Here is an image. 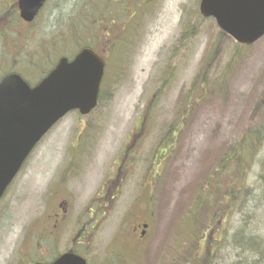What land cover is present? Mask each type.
Instances as JSON below:
<instances>
[{"label":"rangeland","instance_id":"obj_1","mask_svg":"<svg viewBox=\"0 0 264 264\" xmlns=\"http://www.w3.org/2000/svg\"><path fill=\"white\" fill-rule=\"evenodd\" d=\"M61 1L58 25L65 54L74 47L75 26L79 36L103 16L122 24L127 19L121 9L141 13L132 38L131 33L119 34L117 42L124 38L122 52L114 49L111 54L99 106L84 118L87 134L104 139L109 163L135 129L140 143L137 179L151 164L156 170L152 202L142 194L140 216L151 211L156 234L165 239L181 234L183 220L195 216L200 224L224 228L219 257H227L222 250L226 247L235 254L234 264H264L247 244L254 241L264 250V36L237 47L214 21L199 16V0H136L131 7L120 0H101L97 9L95 0ZM37 30L47 35L43 21ZM78 121L70 114L44 138L2 201L0 264L25 261L28 238L41 212L35 190L41 181L40 156L57 158L78 131ZM230 200L228 213L223 207ZM125 207L114 208L110 215L126 214ZM176 238L179 242L174 234V243ZM158 245L156 261L164 264L166 240ZM178 249L175 256L182 254Z\"/></svg>","mask_w":264,"mask_h":264},{"label":"flooded vegetation","instance_id":"obj_2","mask_svg":"<svg viewBox=\"0 0 264 264\" xmlns=\"http://www.w3.org/2000/svg\"><path fill=\"white\" fill-rule=\"evenodd\" d=\"M120 1L131 7L136 0ZM61 3V0H43L29 19L23 17V7L38 5L39 0L36 3L34 0H0V82L7 77H18L33 89L56 69L62 59L71 62L80 52L90 50L103 64L98 94L102 96L110 70V56L114 49L122 52L124 38L120 37L117 42L119 34L123 32V35L129 36L131 33L132 38L135 21L139 20L141 13H137L135 8L134 12L130 11L131 8L121 9L127 19L122 24L117 25L115 20L103 16L93 21L94 26L79 36L75 35V26L72 29L74 47L65 54L61 52L58 25ZM76 5L74 2L73 7ZM106 7L102 5V10ZM41 21L47 29L46 36L37 30ZM78 37H81L80 41H77ZM116 43L119 45L117 48ZM78 118V131L65 142L57 158L40 156L38 173L41 181L35 190L41 212L35 232L28 238V249L22 264H53L64 255L75 256L85 264H159L156 255L160 250V240H166L164 264H172L173 261L174 264L180 261V264H205L206 258L216 257L217 245L221 247L224 240V228L200 224L197 217L190 216L181 224L182 233H174L180 237L179 242L176 238L174 243V234H167V239L161 232L156 234L157 223L151 211L145 217L140 216L142 194L144 200L152 202L156 170L151 164L143 177L137 179L135 169L140 143L135 129L122 144L119 155L109 163L103 152L104 139H94L87 134L88 123L84 118ZM30 159L24 162L6 189L0 205ZM228 161L231 165V158ZM18 183L22 184L23 179ZM124 203L126 214L110 215L114 208ZM231 203L232 200L223 207L229 210L228 213L231 212ZM158 230H163V227H158ZM178 247L182 249V254L175 256L180 250ZM222 250L226 251L228 262L218 256L220 259L214 264H234L235 261H231L235 255L231 253L232 249L228 248L230 252L226 247Z\"/></svg>","mask_w":264,"mask_h":264},{"label":"water","instance_id":"obj_3","mask_svg":"<svg viewBox=\"0 0 264 264\" xmlns=\"http://www.w3.org/2000/svg\"><path fill=\"white\" fill-rule=\"evenodd\" d=\"M42 1L24 6L23 17L31 19ZM198 10L238 45H252L264 35V0H200ZM102 69L93 52L82 51L70 63L62 60L35 89L15 77L1 81L0 198L34 146L59 119L71 111L86 115L94 108ZM54 264L84 263L64 256Z\"/></svg>","mask_w":264,"mask_h":264},{"label":"trees","instance_id":"obj_4","mask_svg":"<svg viewBox=\"0 0 264 264\" xmlns=\"http://www.w3.org/2000/svg\"><path fill=\"white\" fill-rule=\"evenodd\" d=\"M101 4V0H95L94 2H93V7H95L96 9L99 7V5ZM223 35V34H222ZM223 36H225V35H223ZM226 37V36H225ZM201 89H202V87H201ZM246 142V141H245ZM246 145H248L249 146V144L248 143H246ZM256 242H254V241H249V243H247L248 244V247L249 246H251L250 248L251 249H253L254 251H256V256H257V261H258V263H260L261 261H263V258H264V250L263 249H261V247L258 245V244H255ZM249 244H251V245H249ZM257 263V262H256ZM251 264H255V262L254 261H252L251 262Z\"/></svg>","mask_w":264,"mask_h":264}]
</instances>
